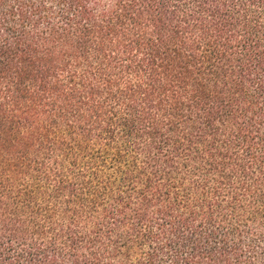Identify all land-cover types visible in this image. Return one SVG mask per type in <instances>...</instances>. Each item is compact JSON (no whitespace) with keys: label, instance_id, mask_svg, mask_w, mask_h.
<instances>
[{"label":"trees","instance_id":"1","mask_svg":"<svg viewBox=\"0 0 264 264\" xmlns=\"http://www.w3.org/2000/svg\"><path fill=\"white\" fill-rule=\"evenodd\" d=\"M0 264H264V0H0Z\"/></svg>","mask_w":264,"mask_h":264}]
</instances>
